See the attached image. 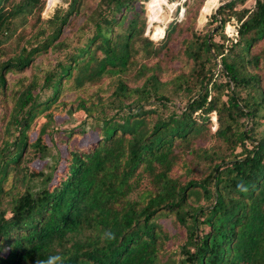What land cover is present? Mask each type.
<instances>
[{"label": "trees", "instance_id": "obj_1", "mask_svg": "<svg viewBox=\"0 0 264 264\" xmlns=\"http://www.w3.org/2000/svg\"><path fill=\"white\" fill-rule=\"evenodd\" d=\"M44 1L0 0V264H264V0L217 6L205 24L237 30L223 42L198 32L196 0L159 43L142 0L84 13L85 0H63L46 18ZM75 108L91 121L65 131L60 168L44 136L53 111ZM75 129L97 138L69 143Z\"/></svg>", "mask_w": 264, "mask_h": 264}, {"label": "rangeland", "instance_id": "obj_2", "mask_svg": "<svg viewBox=\"0 0 264 264\" xmlns=\"http://www.w3.org/2000/svg\"><path fill=\"white\" fill-rule=\"evenodd\" d=\"M149 1V0H147ZM225 0H203V6L205 5V8L203 10V15L201 18V10L203 8L200 9V12L198 13L197 19H196V23H195V27L197 28L198 32L201 33H205L206 31H208L209 29L212 28L214 33L213 38L216 42H223V35L222 32H227L228 34L229 31L231 30V23H226V25L220 29L217 30V26H219L220 22H218L216 25L212 24V25H206V21L208 19V17L216 10L217 6H219L221 3H223ZM44 8L42 10V14L41 16L46 18L53 10L54 6L59 2H63V0H45L44 1ZM142 4V8L144 9V13H145V17H146V25L148 27H150V33H149V37L151 39H153L155 42L159 43V39L162 38V34L163 31H165V27L167 25L168 22L175 20L177 23H180V21L182 20V14L184 13L183 11L185 9H188V5L191 7H194L196 4V0H189L186 3H184L182 0H165L162 2L163 8L160 11L159 14H157L155 7L153 6L152 0H150L149 2H147L148 4H146V0H142L140 1ZM183 2V3H182ZM253 2L254 0H246L244 2V4H238L235 6L234 9H232L235 12H238V10H241L244 7L250 8L251 6H253ZM166 3V4H165ZM177 4L178 6V11L176 12V8L177 6H175ZM89 6H91V0H85V3L83 4L82 8H81V12H85V10L87 8H89ZM231 10V11H232ZM83 13L79 14L76 18L73 19L72 21V26H71V30L70 31H75V29L77 28L78 25L81 24L82 20H83ZM150 13V14H149ZM150 17L154 20H150ZM69 31V27H65V34L70 32ZM147 31V29H146ZM210 33H213V32ZM146 33V32H145ZM186 34L184 33V36ZM73 42L76 40V37H73ZM175 47V45L173 46L171 44V48L173 49ZM178 47V46H176ZM164 52V49L162 50V53ZM53 62V59L51 60ZM41 62V63H40ZM175 62L180 63L181 65L184 64L185 69L189 68V61L182 55L179 54V57L176 58ZM38 63H40L39 65L42 64V68L46 67V61L44 60V57H40L38 58ZM49 90H46V92ZM74 92L69 91L68 93H66L67 97L65 96L66 99V104L68 103L69 105V101L72 100L74 98ZM67 105V106H68ZM54 114V128L55 130L53 131V134L51 135V137L49 135H45L44 138L46 140V142L51 146V150L52 152L55 153V150H58L59 154H60V161H59V165L60 168H64V161H63V156H65L66 154V142H65V131L71 129V128H77V126L80 124V122L85 121V122H89L91 121L90 118H88L87 113L82 109V108H75L73 109L70 113H68L65 110H60V111H53ZM43 114H40L38 116H36L34 119H37V122H39V119H43L42 118ZM209 121L206 122V125L203 127V132L206 135H209V137H211V135L215 132L218 123H217V119H216V115L215 112L212 111L209 114ZM33 126V124H32ZM85 126H87L85 124ZM257 130H262L264 131V121L262 120V118L259 119V124L256 127ZM76 133H73L72 136L69 139V143H72L74 141H76V145L77 146H86L89 143H92L93 141L96 140L97 136L96 133L91 130L88 129L85 132H80L79 129H75ZM37 133V128L35 129L34 127L29 131V136L30 139H34L35 135ZM74 140V141H73ZM36 166L37 168L43 166V161H37L35 160V163L32 164V166ZM11 183V179H9V182L7 181L6 186L9 187ZM8 213V212H7ZM170 218L171 216H167L166 218H160V222H162L165 227L169 228L172 232L175 230V228L172 226L171 222H170ZM201 231L206 230L207 228L205 226H200ZM183 230V229H182ZM181 235H183V233L181 232Z\"/></svg>", "mask_w": 264, "mask_h": 264}, {"label": "clouds", "instance_id": "obj_3", "mask_svg": "<svg viewBox=\"0 0 264 264\" xmlns=\"http://www.w3.org/2000/svg\"><path fill=\"white\" fill-rule=\"evenodd\" d=\"M104 238L108 240H114L116 236L114 232L108 230L104 233ZM36 264H63V259L59 255H51L45 260H37Z\"/></svg>", "mask_w": 264, "mask_h": 264}, {"label": "bare ground", "instance_id": "obj_4", "mask_svg": "<svg viewBox=\"0 0 264 264\" xmlns=\"http://www.w3.org/2000/svg\"><path fill=\"white\" fill-rule=\"evenodd\" d=\"M165 1V0H152V3H153V6L155 7L156 9V12L157 14L160 13V11L162 10L163 8V5H162V2ZM166 4V3H165ZM150 20H154L150 17ZM163 34H164V31H163ZM162 34V35H163ZM17 194V193H16ZM175 215V214H174ZM188 220V219H187ZM189 221V220H188ZM177 222V221H176ZM189 223V222H188ZM177 224V223H176ZM187 224V223H186ZM178 225V224H177ZM181 225V224H180ZM30 227V226H29ZM35 227V226H34ZM173 235V234H172ZM55 244V243H54ZM164 246V245H163ZM172 246V245H171ZM55 248V247H54Z\"/></svg>", "mask_w": 264, "mask_h": 264}, {"label": "built area", "instance_id": "obj_5", "mask_svg": "<svg viewBox=\"0 0 264 264\" xmlns=\"http://www.w3.org/2000/svg\"><path fill=\"white\" fill-rule=\"evenodd\" d=\"M231 25V30L229 31L230 34L227 33L228 37H234L237 34V30H236V25L235 24H230Z\"/></svg>", "mask_w": 264, "mask_h": 264}]
</instances>
